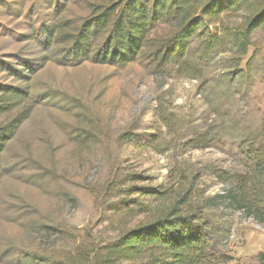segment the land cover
I'll return each instance as SVG.
<instances>
[{"label":"rangeland","instance_id":"rangeland-1","mask_svg":"<svg viewBox=\"0 0 264 264\" xmlns=\"http://www.w3.org/2000/svg\"><path fill=\"white\" fill-rule=\"evenodd\" d=\"M107 1L0 0V91L24 93L7 100L0 92L14 107L0 128L21 121L0 155V264L73 256L92 264L91 248L180 197L182 211L202 213L213 264H258L264 220L202 208L231 187L223 172L259 180L264 197V168L247 152L264 141L261 33L239 66L229 48L190 73L144 57L74 62L71 34Z\"/></svg>","mask_w":264,"mask_h":264},{"label":"trees","instance_id":"trees-1","mask_svg":"<svg viewBox=\"0 0 264 264\" xmlns=\"http://www.w3.org/2000/svg\"><path fill=\"white\" fill-rule=\"evenodd\" d=\"M256 33H261L264 41V0H108L95 6L71 34L68 50L77 63L125 66L144 57L155 68L172 66L190 73L228 48L239 66L254 45ZM192 45L200 50L198 65L188 59ZM0 92L7 100L24 94L16 88ZM0 103V116L14 108ZM20 124L14 120L0 128V155ZM251 146L247 152L254 155L253 168L262 170L264 141L259 147ZM218 176L232 185L202 210L225 205L226 210H244L264 220L259 180H246L239 173ZM180 198L156 219L127 230L111 244L91 248L88 260L92 264H213L215 257L206 240L207 229L202 227V213L182 211ZM45 263L85 264L76 256ZM258 264H264V254Z\"/></svg>","mask_w":264,"mask_h":264}]
</instances>
